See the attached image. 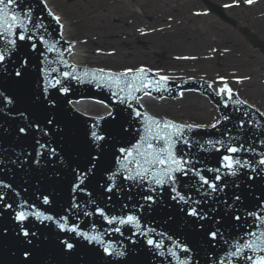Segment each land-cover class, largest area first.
Returning a JSON list of instances; mask_svg holds the SVG:
<instances>
[{
    "label": "water",
    "instance_id": "95a60500",
    "mask_svg": "<svg viewBox=\"0 0 264 264\" xmlns=\"http://www.w3.org/2000/svg\"><path fill=\"white\" fill-rule=\"evenodd\" d=\"M206 3L236 24L223 5ZM0 8V52L8 50L0 63V264H222L235 245L260 243L249 234L264 231L261 108L234 91L229 99L220 92L224 84L212 90L207 78L160 80L163 75L137 67L79 65L70 60V42L43 0H15ZM243 32L264 49L258 35ZM186 89L203 91L212 101L213 123L157 117L139 102L146 93L176 97ZM165 121L184 127L177 135ZM93 132L103 139L95 140ZM232 147L241 150L232 153ZM169 152L187 161L183 171L171 172L172 180L165 175L175 167ZM225 156L244 166L222 167ZM193 208L198 215L189 214ZM21 211L27 217L22 222ZM35 212L54 219L42 221ZM128 216L138 218L139 229L108 223ZM78 233L101 235L103 243ZM106 245L123 255L106 254ZM231 264L250 262L231 257Z\"/></svg>",
    "mask_w": 264,
    "mask_h": 264
},
{
    "label": "rangeland",
    "instance_id": "374dc122",
    "mask_svg": "<svg viewBox=\"0 0 264 264\" xmlns=\"http://www.w3.org/2000/svg\"><path fill=\"white\" fill-rule=\"evenodd\" d=\"M211 1L223 5L225 12L234 18L236 24H231L211 12L206 0H83L78 3V9L77 5H73V0H66L71 10L81 13L78 19L80 28L77 29L81 36L116 39L117 42L107 44L110 49H117V45H121L117 44L119 38L132 40L134 45L145 53L140 62H125L119 67L137 66L140 69L157 70L162 75L168 76L167 73L164 74L163 66L167 61L177 59L179 56L170 53L174 48L168 51L169 49L164 46H149L148 38L157 39L165 35L184 33L187 36H199L207 42L208 46L215 48L217 45L220 49L224 47L231 49L229 45H232L233 40L237 41L242 45L240 51H235L239 63L233 60L224 66L221 56H214L206 67L179 68L176 71L180 73L170 78H207L210 85L215 82L228 84V89H232L230 86H233L242 90L243 96L264 110V49L254 46L243 32L244 29H250L260 37L264 45V0H255L256 2L253 0L251 4L247 0ZM161 10L166 11L168 17L165 15L164 20L152 23L151 18ZM76 21L74 17V22ZM132 23L136 29L131 27L122 29V26ZM106 25H115L116 29L113 31L112 28L99 36L94 33V30ZM135 32H139L140 36L132 37ZM232 49L239 50L235 47ZM184 50L186 49L179 50V53ZM139 63L147 65H138ZM87 64L92 65L90 62ZM203 94V91L195 92L193 89H186L176 97L157 96L150 93L146 96L164 104L167 108L176 103L181 110L184 109L183 113L181 110L177 113L169 110H152L153 115L157 117L210 125L217 117L212 101L203 97Z\"/></svg>",
    "mask_w": 264,
    "mask_h": 264
},
{
    "label": "bare ground",
    "instance_id": "6f19581e",
    "mask_svg": "<svg viewBox=\"0 0 264 264\" xmlns=\"http://www.w3.org/2000/svg\"><path fill=\"white\" fill-rule=\"evenodd\" d=\"M47 7L50 9V11L54 14L55 17H59V23L62 26V32L65 37V39L70 42V60L79 64V65H88L87 62H90L97 65V66H123L125 62L129 63H135L140 62L143 56H145V53L137 46L134 45V42L132 40H123L122 38H119V42L117 44H121L120 46L117 45V49H110L109 45L112 44L111 42H117L116 39L114 40H106L103 38L97 39L94 36H89L85 38L84 36H81L80 32L77 30L80 28L78 25V19L81 16V13H77L75 10H71V8L68 6L66 0H43ZM73 5H77L78 9V3L83 0H73ZM102 1V0H98ZM254 2H256L254 0ZM176 7V6H173ZM172 7V10H173ZM170 9V11H172ZM174 11V10H173ZM76 12V13H75ZM79 14V15H78ZM167 16L166 11H158L156 14H154L153 18H151V22H159L164 20L163 17ZM74 17H76V22H74ZM170 17V16H169ZM171 20V17H170ZM166 23V22H165ZM169 24V20L167 22ZM115 26V25H114ZM112 25H106L102 26L97 30H94L98 36L102 35L104 32L110 30L113 28V31L116 29ZM129 27L136 29V26H133L132 24H127L122 26V29H128ZM140 36V33L135 32L132 34V37ZM147 44L149 46H164L168 48L170 51L174 48V50H171L170 53L173 55H178L179 57L177 59H173L170 61H167L165 63L164 68V74L167 73L168 76L166 77H173L177 73H180L176 70L179 68H188L190 66L192 67H198V69H202L208 65L209 62L212 61V58L214 56H221V61L223 62L224 66L228 65L230 61L238 62L237 57L235 56V51H240V47L242 45L238 43L237 41L233 40L232 45H229L231 49H228L226 47L220 49L217 45H215V48L208 46L207 42L203 40L201 37H195V36H187L184 33H177V34H170L165 35L161 38H148ZM236 48L239 50H233L232 48ZM128 49V50H127ZM186 49L183 52L179 53V50ZM127 50V51H125ZM138 65H147L143 63H139ZM130 67V66H126ZM131 67H137V66H131ZM202 67V68H201ZM154 68H161V67H154ZM197 69V70H198ZM153 73L162 75L161 72H158L157 70H151ZM164 76V75H163ZM219 84V83H218ZM217 83H211L210 87L212 90H215ZM227 88H229L228 84ZM232 91H234L239 97L242 99H247L246 101L254 104L248 98L243 96L242 90L236 89L233 86H230ZM147 94H144L139 97L140 105L149 113L154 114L152 110H169L172 112H179L181 110L180 106L178 104H173L170 108L164 106L162 103H158L151 99L150 97L146 96ZM181 112H184V109L181 110ZM165 118V117H163Z\"/></svg>",
    "mask_w": 264,
    "mask_h": 264
},
{
    "label": "snow or ice",
    "instance_id": "6c2138e0",
    "mask_svg": "<svg viewBox=\"0 0 264 264\" xmlns=\"http://www.w3.org/2000/svg\"><path fill=\"white\" fill-rule=\"evenodd\" d=\"M14 2H15V0H0V5L12 4V3H14ZM247 2H248L249 4H251V3H253V0H247ZM2 12H4V9H3V8H0V13H2ZM12 19L15 20L16 18L13 17ZM55 19H56L57 22L59 23V17H55ZM13 34H14V33H13ZM29 38H30V37H29ZM18 39L23 40V39H25V36H24L23 34H20V35L18 36ZM9 43L12 44V45L14 46V45H15V40L10 41ZM7 51H8V50L5 49L3 52H0V63H2V62L5 60V58H6V54H7ZM100 71H103V70H100ZM127 71H128V72H132L133 70H132V69H128ZM136 71H137V72H145L146 70L143 69V68H141V69H138V70H136ZM16 75L19 76V75H20V72L17 71V72H16ZM167 79H168L167 77H163V76L160 77V80H167ZM57 83H59V81H57ZM220 92H221L222 94H225V93H226L229 99L232 98V92H231V89H228V88H227V85H225L224 88L220 89ZM146 94H147V93H146ZM156 123L159 124L160 122L157 121ZM164 127H165V128H169V127H173V128H175V129H176V132H177V135H179V133L182 131V128H183L184 126L175 125L173 122L165 121V122H164ZM187 127L191 128L192 126H187ZM213 127H215V125H213ZM20 131H21V132H24V129H21ZM92 136H93V137L95 138V140H97V141L103 139V137L97 135L96 132H93V133H92ZM149 147H151V145H149ZM170 147H171V145H170ZM240 150H241L240 148H236V147H232V148H230V151H231L232 153H237V152L240 151ZM122 151H123V150H122ZM128 154L130 155L131 153H128ZM168 156H169V160H170L171 164L175 165V167L166 170V171H165V175L168 177L169 180H172L173 177L171 176V172L183 171V165L186 164L187 161H183V162H182L181 160L174 158V156H173V154H172L171 152H169ZM224 161H225L226 163H225L224 165H222V167H226V168H228V169H230V170L234 169L237 165L244 166V165L241 164V161H240L238 158L234 159V158L231 157V156H225V157H224ZM161 162H163V161H161ZM152 163H155V161H152ZM260 164L264 165V159L260 160ZM144 171L147 172L148 169H145ZM217 171H219V169H218ZM185 174H186V173H185ZM198 174H199V173H197V175H198ZM231 174H232V175H235L236 172H235V171H232ZM138 175H140V174L138 173ZM83 178H84L83 175H81V176H80V182H81V183L83 182ZM128 179H135V177H133V176H129ZM201 179H202V181H203L204 184H207V185H208V187H209V189H211V191L214 192V191L217 190V186H216L215 183H211V182H209L207 179H204L203 177H201ZM216 179L219 180V179H220V176H217ZM165 182H166V181L163 180V179H156V180H155V183H156V184H163V183H165ZM5 187H7V186L5 185ZM76 189H79V184H77V185L74 187V191H75ZM111 190H112L111 187H109V188L107 189V191H111ZM221 190H222V189H221ZM177 197H179L180 200H184L185 202H188L187 200H185V198H184L183 196H180L179 193H177ZM177 197H174V199L177 198ZM2 199H3V196L0 195V200H2ZM147 199L151 200L152 198H151V197H148ZM237 199H239V198L237 197ZM44 203H48L47 198H44ZM74 206H75V205H74ZM9 207H10V206H9ZM77 207H78V206H77ZM33 214L36 215V216H37L39 219H41L42 221H43V220H53V219H54V218L51 217V216H45V215H43L42 213H39V212H35V213H33ZM100 214L103 215L102 210H100ZM189 214H190V215H193V216L198 215V213H197V211H196L195 208H193ZM26 218H27V217H26V214H25L23 211H21V212L18 213V215H17V220H18V221H21V222H22V221H24ZM236 219H239V217H236ZM259 219H260V221H261V224L264 225V217H259ZM113 222H116V223L121 224V225H123V224H132V225H134L135 227H137L138 229H139V227H140V225H139V221H138V218L135 217V216H128V217H126V218H122V219H118V218H116V217H112L111 219L108 220V223H109V224H111V223H113ZM59 226L61 227L62 230L65 228V225H64L63 223H61ZM258 227H260V226L258 225ZM70 230H71V231H76V228H71ZM114 230L117 231V232L120 231L119 228H116V229H114ZM78 234H79V235H83V236H85V238L88 239L90 243H91V242H101V243H103V241H102V239H101V235H88V234H86V233H78ZM143 234L147 235V232H144ZM23 235H24V236H28L29 233H28L27 231H24V232H23ZM210 235H211V237H212L213 239H215L216 236H217V233H216V232H213V233H211ZM249 235L256 237L257 241H260V243H258V244H254V243H246V244H243V245H239V244L235 245V246H234V247H235V250H234V251H231V252L228 254L229 259H228L226 262H223V261H222V264H231V257L244 258V259L248 260V261L250 262V264H264V240L261 239L262 237H264V231H261V232L259 233V235H257L256 233H250ZM64 243H65L66 248H68V249L73 248V245H72L71 243H67V242H64ZM147 243H148L149 245H154V246L157 247V248L162 247V242H155V241H153L152 239H148ZM176 247L179 248L180 245L177 243ZM184 250L187 251V249H184ZM245 250H251L254 254H253V255H249V256H245V255H244ZM104 251H105V253L108 254V255H116V256H121V255H123V252H121L120 250H118V249H116V248H112V247L109 246V245H106V246L104 247ZM169 251H170V253H171L172 255L175 256V254H176L175 251H172V250H169ZM255 253H259L260 255H256ZM180 264H184V262L181 261Z\"/></svg>",
    "mask_w": 264,
    "mask_h": 264
}]
</instances>
